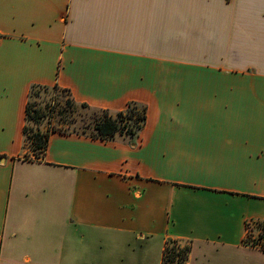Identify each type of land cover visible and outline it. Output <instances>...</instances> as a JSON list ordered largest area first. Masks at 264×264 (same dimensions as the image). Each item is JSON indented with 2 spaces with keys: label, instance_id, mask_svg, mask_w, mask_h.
<instances>
[{
  "label": "crops",
  "instance_id": "obj_1",
  "mask_svg": "<svg viewBox=\"0 0 264 264\" xmlns=\"http://www.w3.org/2000/svg\"><path fill=\"white\" fill-rule=\"evenodd\" d=\"M31 85L146 107L133 145L50 132ZM264 0H0V264H264Z\"/></svg>",
  "mask_w": 264,
  "mask_h": 264
},
{
  "label": "trees",
  "instance_id": "obj_2",
  "mask_svg": "<svg viewBox=\"0 0 264 264\" xmlns=\"http://www.w3.org/2000/svg\"><path fill=\"white\" fill-rule=\"evenodd\" d=\"M53 90H59L70 98L55 105L56 103L47 97ZM43 94L46 97L45 101L38 102V98ZM53 114L57 118L50 122ZM45 119H49L50 129L41 130L39 126ZM145 121L146 107L137 102H129L121 111L93 108L84 103H78L77 106L66 89L56 85L52 87L31 85L27 94L25 125L22 132L27 150L34 159H39L45 153L50 132L75 134L102 141L120 140L133 145ZM253 225L257 234L253 236L252 231L246 226L248 231L245 242L250 241L264 250V221H255ZM188 252L187 245L179 247L176 241H167L162 264H184Z\"/></svg>",
  "mask_w": 264,
  "mask_h": 264
},
{
  "label": "rangeland",
  "instance_id": "obj_3",
  "mask_svg": "<svg viewBox=\"0 0 264 264\" xmlns=\"http://www.w3.org/2000/svg\"><path fill=\"white\" fill-rule=\"evenodd\" d=\"M43 96V97H42ZM47 97L48 98H50L51 100H53L56 104L55 105H57V103H62V102H65L66 101V99H69L70 97L67 95V94H63V93H61L59 90H53L52 91V93H50V94H48L47 95ZM45 99H46V97H45V95L43 94V95H41L39 98H38V102L39 101H45ZM76 105L78 106V103H76ZM57 118V116L55 115V114H53V116H52V119L51 120H49V119H45L44 121H42V123L40 124V126H39V128L41 129V130H45V128H48V129H50V127L48 126V120L50 121V122H54L55 121V119ZM30 126V125H29ZM27 155H26V158L28 157V158H33V156L29 153V151L27 150ZM248 230L250 231H252V234H253V236H255L256 234H257V230H255L254 229V225L253 226H250L249 228H248ZM250 240V239H249ZM249 244H251L250 243V241H249ZM177 245L179 246V247H183L184 245H186L185 243H183V242H177Z\"/></svg>",
  "mask_w": 264,
  "mask_h": 264
},
{
  "label": "built area",
  "instance_id": "obj_4",
  "mask_svg": "<svg viewBox=\"0 0 264 264\" xmlns=\"http://www.w3.org/2000/svg\"><path fill=\"white\" fill-rule=\"evenodd\" d=\"M0 249H1V239H0ZM161 264H162V262H161ZM185 264V263H184Z\"/></svg>",
  "mask_w": 264,
  "mask_h": 264
}]
</instances>
